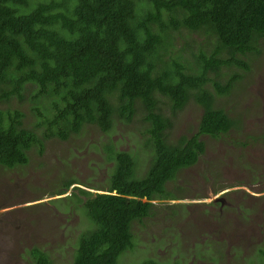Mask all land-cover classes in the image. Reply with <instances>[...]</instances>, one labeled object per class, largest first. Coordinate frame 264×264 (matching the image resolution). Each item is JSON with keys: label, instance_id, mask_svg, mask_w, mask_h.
<instances>
[{"label": "trees", "instance_id": "16d2710c", "mask_svg": "<svg viewBox=\"0 0 264 264\" xmlns=\"http://www.w3.org/2000/svg\"><path fill=\"white\" fill-rule=\"evenodd\" d=\"M183 30L211 42L210 55L185 40L172 53L171 33ZM263 38L264 0H0V104L21 101L31 90L43 105V112L34 109L40 136L24 128L19 109L0 106V167L27 165L32 148L42 152L44 141H64L84 124L107 133L114 115L129 122L138 105L144 112L140 135L149 167L137 178L130 153L105 148L115 169L104 194L78 190L86 196L82 214L90 227L79 234L71 264H117L135 246L132 224L153 215V201L180 199L166 185L197 163L200 137L218 138L236 126L214 102L231 93L239 76L222 83L211 74L229 66L248 71L238 56ZM190 98L203 108L197 132L168 143L172 123L163 106L175 113ZM42 249L28 250V264H55Z\"/></svg>", "mask_w": 264, "mask_h": 264}, {"label": "rangeland", "instance_id": "374dc122", "mask_svg": "<svg viewBox=\"0 0 264 264\" xmlns=\"http://www.w3.org/2000/svg\"><path fill=\"white\" fill-rule=\"evenodd\" d=\"M184 40L198 43L197 48L210 55L211 42L204 45L202 34L184 30L171 33V52L179 51ZM254 48L238 56L248 71L229 66L220 69L218 77L211 74L222 83L234 73L239 76L231 93L216 95L214 102L215 108L231 114L236 126L218 138L200 137L204 152L197 163L166 185L180 199L153 201V215L132 224L135 246L124 251L117 264L149 259L159 264H264L259 255L264 250V38ZM182 54L192 59L190 53ZM209 89L214 93L212 86ZM188 101L175 113L168 104L163 106L172 123L168 143L197 132L203 108L192 98ZM0 106L19 109L24 128L40 136V130H34V109L43 112V105L34 101L31 90L23 93V100L13 98ZM135 115L129 122L114 115L107 133L84 124L64 141H44L42 152L32 148L27 165L0 167V264H28V250L34 246L47 251L55 264H71L79 234L90 227L82 214L86 196L78 190L104 194L115 169L105 148L130 153L137 178L149 167L150 152L140 135L147 127L140 105Z\"/></svg>", "mask_w": 264, "mask_h": 264}]
</instances>
